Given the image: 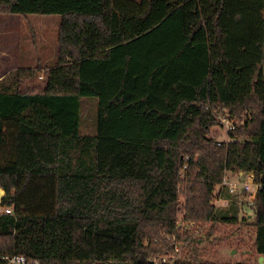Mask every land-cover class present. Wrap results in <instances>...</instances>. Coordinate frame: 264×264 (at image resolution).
Masks as SVG:
<instances>
[{"label":"trees","instance_id":"1","mask_svg":"<svg viewBox=\"0 0 264 264\" xmlns=\"http://www.w3.org/2000/svg\"><path fill=\"white\" fill-rule=\"evenodd\" d=\"M0 14L60 17L42 90L22 87L35 71L0 81V264H152L179 232L182 183L183 220L210 228L178 235L174 264H244L203 260L217 224L250 226L264 264V0H0ZM247 172L251 207L220 188Z\"/></svg>","mask_w":264,"mask_h":264},{"label":"rangeland","instance_id":"2","mask_svg":"<svg viewBox=\"0 0 264 264\" xmlns=\"http://www.w3.org/2000/svg\"><path fill=\"white\" fill-rule=\"evenodd\" d=\"M59 24L60 17L54 15L17 17L0 14V81L7 79L14 72L35 71L34 74L32 73L33 75L29 73L22 74V76H26L22 87L24 90H42L48 71L53 69L57 62ZM247 118L245 116L234 117L238 122L237 128L243 126L247 122ZM90 127V122L86 121L83 125V133H90ZM209 138L215 142H228L226 131L219 125L210 129ZM181 176L184 177V175ZM226 177L229 181L237 178L236 175L231 174H227ZM181 185L182 187L185 186L184 183ZM182 187L178 189L180 195L176 207L180 211L177 218L179 232L177 236L167 233L162 234V238L169 246L173 244L174 238L179 242L184 241L182 237L178 238V235L184 233H189L190 238L204 239V235L207 234L210 228L209 223L192 222L196 227H192L190 230L187 229V224L190 222L183 220L186 191ZM217 190H219V187H216ZM238 200L244 199L238 197ZM246 211L249 213L248 209ZM1 212L2 209H0ZM179 224H183L184 227L180 229ZM232 232L233 235H231ZM167 237L170 239L166 240ZM252 240L253 229L250 226L238 228L237 226L217 224L212 235L207 240L205 238L199 248L204 251L203 260L209 262L255 264L257 263V257L252 247ZM185 250L186 243L179 253H175L171 248L164 247L151 257H164L166 262L171 264L173 258L181 260L186 253Z\"/></svg>","mask_w":264,"mask_h":264},{"label":"built area","instance_id":"3","mask_svg":"<svg viewBox=\"0 0 264 264\" xmlns=\"http://www.w3.org/2000/svg\"><path fill=\"white\" fill-rule=\"evenodd\" d=\"M249 114H246L245 117H248ZM218 122L220 123V127L223 128L226 133H230L237 129L238 122L236 119H228L227 117L218 116ZM220 142H218L219 145ZM186 169V166L183 167V170ZM236 180L229 181L226 175L223 177L220 188H224L230 195H242L245 197V205L247 207H251L254 204L256 193L261 189V184L256 182L255 175L253 172L241 173L236 175ZM216 203V204H215ZM218 204V205H217ZM215 207L222 206L226 207L228 203L226 201L221 200L220 198H216L214 202ZM4 214L11 215V209L2 210ZM178 227L182 229L184 227L183 224H179ZM192 227H196V225L192 222L187 224V229L190 230ZM170 238L167 237L166 240ZM185 247V243L179 242L174 238V242L168 248H171L175 253L181 252ZM149 261L152 264H168L164 257H151ZM175 258H173L172 263L177 262ZM9 264H39L36 261H30L25 259L24 257H13L7 259Z\"/></svg>","mask_w":264,"mask_h":264},{"label":"water","instance_id":"4","mask_svg":"<svg viewBox=\"0 0 264 264\" xmlns=\"http://www.w3.org/2000/svg\"><path fill=\"white\" fill-rule=\"evenodd\" d=\"M2 196H3V195H2V190L0 189V201H1ZM258 263H259V264H263V257H259V258H258Z\"/></svg>","mask_w":264,"mask_h":264}]
</instances>
